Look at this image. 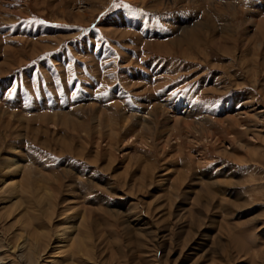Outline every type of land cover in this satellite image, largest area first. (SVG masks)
<instances>
[{
  "label": "rangeland",
  "instance_id": "1",
  "mask_svg": "<svg viewBox=\"0 0 264 264\" xmlns=\"http://www.w3.org/2000/svg\"><path fill=\"white\" fill-rule=\"evenodd\" d=\"M12 156L51 246L84 216L79 264H264V0H0ZM1 198L10 242L27 220Z\"/></svg>",
  "mask_w": 264,
  "mask_h": 264
},
{
  "label": "bare ground",
  "instance_id": "2",
  "mask_svg": "<svg viewBox=\"0 0 264 264\" xmlns=\"http://www.w3.org/2000/svg\"><path fill=\"white\" fill-rule=\"evenodd\" d=\"M260 27H261V25H260ZM155 108H156V111L154 112L155 116L166 115V113L164 112V109L162 108L161 105H158V106L156 105ZM90 109H96V108L92 105V107ZM9 114L6 113V115H9ZM185 115L186 116L184 118L176 119L175 123H178V124L181 123L184 125L183 128L187 127L188 129H189L188 123H190V124L192 123L190 118L193 119V118L200 117V113H198V112L195 113L194 111L193 112L188 111L187 114H185ZM129 116H127V115L122 116L123 120L125 121L123 123L125 126H127V124L131 123L132 117H134V116H131V117H129ZM12 117H13V114H12ZM17 117H18V115H17ZM147 118H149V117L146 116V117L140 118L138 123L141 127H145L149 131H151L153 129V127H152V125H150L151 122ZM166 119H167V117H166ZM233 119H234L235 123H239L238 118L232 117V120ZM168 121L171 122L172 120L169 119ZM172 126H175V125L173 124ZM190 126H192V125H190ZM131 128L132 127H130V129ZM143 130H145V129H143ZM132 132H129V133H132ZM167 135H168V133H167ZM164 136H166V135H164ZM161 137H163V136H161ZM161 137H160V139H161ZM171 137H172V135H171ZM168 138L169 137H167V139ZM146 143L147 142H145V144ZM27 173H28V166L24 165V163L19 158H17L16 156L15 157L12 156V158L6 162L5 166H3L2 172L0 173V174H2V175H0L1 176L0 177V195L2 196L1 201H3V202L7 201V203H8V201H10V202L16 201V203L15 204L13 203V204L15 205V207L18 206V208L16 211H14V210L13 211L17 212L16 213L17 217L16 216H14V217L18 218V216H19L21 219L27 220V222L23 221V224L27 223V226L25 228L23 227L19 231H17L15 233V235L13 236V240L10 242L5 240V237H4L5 235H4V233L1 232V228H0V264H79L77 262L79 260V259L77 260V258H79L78 256L80 255L83 258L87 257L86 255L88 253H90L87 250L88 249L90 250V248H91V245L89 246L88 242H87L89 237H87L88 235L86 233L87 225H86V220H85L84 216L81 218L79 217V219L76 220V223L75 222H71V223L65 222L59 228H57V230L55 232L56 233V242L51 246L49 244V242L47 241V238L53 232V229L50 230V228L46 229V227L45 228L43 227L42 228L43 230H41V229L39 230L34 226V224H33V226L30 225L31 221L40 220V217L36 214L38 212L36 211V209L33 208L32 204L30 203L31 201L26 204V207L24 209L21 208V206L23 205V201L25 199H28V197L26 196L27 191L21 185L22 182H20V181H23V179L26 178ZM19 178H21V180H18ZM43 195L44 196L40 195V198H41V196L44 198L49 197L46 194H43ZM31 199H32V197H31ZM45 200H41V201L45 202ZM37 201H39V200H37ZM42 202H41V204H42ZM19 203H22V205H19ZM47 203H48V208L47 209L45 208L46 210L44 209L45 212H43V213H44L45 219L49 220V222H51L52 221L51 217L55 214L54 213L55 212V205L53 202L51 203V201H50V203L49 202H47ZM8 206H7V208L8 209L10 208L9 210L11 211L12 207H8ZM6 211H7V209H6ZM47 223H48V221H47ZM85 245L89 246L88 249L86 248L87 249L86 251L84 250ZM75 251H77V252H75ZM54 254L58 255L57 257H60L61 254L62 255L65 254L64 255L65 260L62 261V260H48L47 259V257H48L47 255H50V257H51ZM12 255L16 259V262H14V263H11V261H10V256H12ZM80 259H82V258H80Z\"/></svg>",
  "mask_w": 264,
  "mask_h": 264
}]
</instances>
